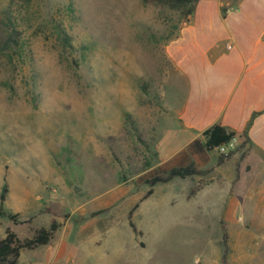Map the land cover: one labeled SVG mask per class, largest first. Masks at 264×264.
I'll return each mask as SVG.
<instances>
[{
    "label": "rangeland",
    "instance_id": "obj_1",
    "mask_svg": "<svg viewBox=\"0 0 264 264\" xmlns=\"http://www.w3.org/2000/svg\"><path fill=\"white\" fill-rule=\"evenodd\" d=\"M7 16L20 46L10 61H0L4 211L19 209L22 219V191L39 185L33 190L41 200L56 191L51 207L63 222V213L84 207V222L114 225L111 236L123 226L137 228L144 264L182 263L184 255L192 263L201 253L213 259L225 253V240L224 247L214 238L203 246L197 243L206 239L201 229L174 223L178 212L167 207L166 183L153 186L148 211L146 203L137 210L138 200L133 203L140 186L149 188L132 178L154 163L150 129H136L135 112L160 107L170 66L164 47L186 21L182 11L143 0H8L0 7V18ZM53 173L62 177L61 186L52 182ZM124 185L122 195L117 190ZM45 208L42 203L41 212ZM28 227L30 220L13 224L0 217V239L5 229L25 239Z\"/></svg>",
    "mask_w": 264,
    "mask_h": 264
},
{
    "label": "crops",
    "instance_id": "obj_2",
    "mask_svg": "<svg viewBox=\"0 0 264 264\" xmlns=\"http://www.w3.org/2000/svg\"><path fill=\"white\" fill-rule=\"evenodd\" d=\"M7 2L0 0V7ZM164 52L170 66L158 94L160 107L135 112L136 129H150L154 163L132 179L163 165H196L198 174L166 183L167 207L177 210L174 223L183 230L201 229L206 239L197 243L206 246L214 238L229 246L214 259L201 253L192 263L184 255L182 263L171 264H264V232L258 231L264 229V0H199ZM213 125L243 135L245 144L237 136V151L223 159L214 150L192 148ZM50 177L61 186V176ZM126 185L117 191L124 195ZM36 187L41 186L22 191L19 221L30 220L25 238L52 220L58 227L46 245L20 252L18 264L146 263L130 225L111 236L112 224L73 223L87 214L84 207L63 213V222L51 207L56 191L41 200ZM147 191L143 186L136 191V210L152 198H144ZM183 235L191 237V231Z\"/></svg>",
    "mask_w": 264,
    "mask_h": 264
},
{
    "label": "trees",
    "instance_id": "obj_3",
    "mask_svg": "<svg viewBox=\"0 0 264 264\" xmlns=\"http://www.w3.org/2000/svg\"><path fill=\"white\" fill-rule=\"evenodd\" d=\"M143 1H149L156 5H161L170 10H181L186 19L188 15L192 14L194 6L199 0ZM19 46V32L15 29L10 17L7 16L4 19L0 18V61L4 58L7 61H10V52L17 53L16 50H19ZM233 136L240 137L243 144H245L243 135H238L234 131L227 130L220 125H213L202 132V141H194L192 148L196 147L202 152L213 151L215 147L228 142ZM222 158L223 157H221V159ZM146 164L148 165L149 162H146ZM198 173L199 170L193 163L182 164L172 168H168L166 165H163L138 176L136 181L148 186L149 189L144 196V198H147L152 193V187L158 183H167L174 178L182 179ZM6 195L7 188L3 185L0 189V217L6 218L13 224L28 222V220L18 221L17 214H11L4 211L3 205L6 200ZM89 216H92V214ZM87 217H82L80 222H83ZM57 227L58 224L52 220L47 229H37L33 232L30 238L22 240L19 239L10 229H5L4 237L0 239V264H18L17 260L22 250H32L46 245L52 239ZM130 227L135 235L140 234L133 225H130Z\"/></svg>",
    "mask_w": 264,
    "mask_h": 264
},
{
    "label": "built area",
    "instance_id": "obj_4",
    "mask_svg": "<svg viewBox=\"0 0 264 264\" xmlns=\"http://www.w3.org/2000/svg\"><path fill=\"white\" fill-rule=\"evenodd\" d=\"M239 145V138L233 136L228 142L214 148V151L223 157H227L230 153L236 150Z\"/></svg>",
    "mask_w": 264,
    "mask_h": 264
}]
</instances>
